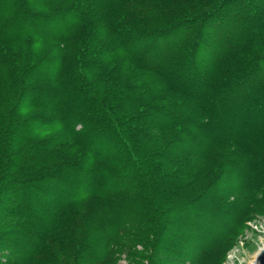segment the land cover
<instances>
[{"label": "trees", "instance_id": "trees-1", "mask_svg": "<svg viewBox=\"0 0 264 264\" xmlns=\"http://www.w3.org/2000/svg\"><path fill=\"white\" fill-rule=\"evenodd\" d=\"M0 91L2 264L28 262L80 204L103 253L145 213L155 227L176 211L229 215L264 190L259 167L219 159L264 150V0H0ZM156 189L176 201L157 211ZM160 227L147 264L198 262L214 242L181 255Z\"/></svg>", "mask_w": 264, "mask_h": 264}, {"label": "rangeland", "instance_id": "rangeland-1", "mask_svg": "<svg viewBox=\"0 0 264 264\" xmlns=\"http://www.w3.org/2000/svg\"><path fill=\"white\" fill-rule=\"evenodd\" d=\"M45 45L40 42L31 45L30 48L36 54L49 53L52 56L49 59L51 60L56 54L51 52L52 48L47 51L49 48ZM11 82L10 79L8 86L5 85L8 91L11 90ZM3 92H1L2 96L5 93ZM2 96H0V100H4ZM4 101L7 102L6 99ZM30 112L35 115H48V113L41 110ZM44 139L48 140V137H44ZM229 150L230 154H227ZM223 152L225 154H220V160L231 158L232 164L237 165V167L245 165L249 168L255 165L261 169L260 177L264 178V150L262 148L259 149L255 157L251 158L246 157L244 150L241 148L223 149ZM237 179L226 171L221 182L226 184L232 182L235 185L236 181H239ZM156 192L154 207L157 211L177 199L167 198L166 202L168 203H164L161 193L157 189ZM81 205H77L62 214L61 222L64 223L65 219H69L67 220V230L62 227L49 232L43 239L42 245L28 262H8L7 264H147L146 246L149 239L151 240L156 234L160 233L158 229L160 224V230L163 229V234L165 233L161 237L162 243L164 240L172 241L181 255L187 254L186 252L197 253L199 250L197 249L198 244L204 242L205 239L212 238L214 242L205 250L198 262L155 261L152 264H243L255 258L258 250L264 245V190L259 197L239 196L229 215L228 212L225 213L224 211H218L214 214L204 212L205 217L200 215L196 218L192 211H189V217H184L177 213L179 211H176L170 214L168 218L175 215L176 217L173 220L180 221L178 227L171 225L169 228H164L166 219H168L164 215L156 217L155 221L158 223L157 225L155 222L156 227L151 226L152 222L149 217H152L153 213H145L142 220L143 224L137 225L134 222L127 229L116 231V234L120 235V239H114L110 244V249L103 253L94 247L97 246L95 238L101 237V234H103L98 232L97 225L100 224L96 223L100 218L94 217L95 215L92 217L85 211H80ZM239 207L243 209V216L238 228L235 231L233 230L229 237H222L218 233L223 229L216 224L224 226L227 222L230 224L235 223L233 222L236 218L235 213L241 211ZM80 233L82 236H80ZM85 234H91L95 239L93 242L91 241L90 246L88 243L86 244L88 237H83L86 236ZM124 234H127L128 238H124Z\"/></svg>", "mask_w": 264, "mask_h": 264}, {"label": "water", "instance_id": "water-1", "mask_svg": "<svg viewBox=\"0 0 264 264\" xmlns=\"http://www.w3.org/2000/svg\"><path fill=\"white\" fill-rule=\"evenodd\" d=\"M243 264H264V245L258 250L255 258Z\"/></svg>", "mask_w": 264, "mask_h": 264}]
</instances>
